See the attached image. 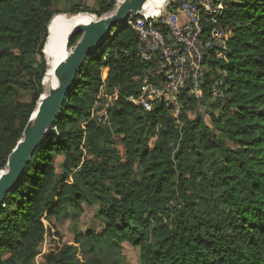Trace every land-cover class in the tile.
<instances>
[{
	"label": "trees",
	"instance_id": "obj_1",
	"mask_svg": "<svg viewBox=\"0 0 264 264\" xmlns=\"http://www.w3.org/2000/svg\"><path fill=\"white\" fill-rule=\"evenodd\" d=\"M58 1L0 0V172L44 93L43 50ZM69 1L73 14L114 9ZM226 4L218 23L231 30L227 60L214 61L199 100H212L221 81L212 127L186 114L198 103L188 93L181 126L164 103L147 111L128 100L149 65L126 24L87 56L60 118L0 206V264H123L104 258L100 242L139 247L140 264H264V0ZM81 35H70L68 47ZM101 88L118 93L107 125L91 118ZM83 203L97 206L106 225L76 238L81 255L57 223Z\"/></svg>",
	"mask_w": 264,
	"mask_h": 264
},
{
	"label": "built area",
	"instance_id": "obj_2",
	"mask_svg": "<svg viewBox=\"0 0 264 264\" xmlns=\"http://www.w3.org/2000/svg\"><path fill=\"white\" fill-rule=\"evenodd\" d=\"M227 1L168 0L156 15L142 12L129 17L125 24L137 34L140 57L149 68L140 93L128 100L147 111L161 103L178 108L184 93L201 100L214 61L227 60L231 30L218 23ZM220 85L221 81L213 84L212 96L220 93ZM117 96L116 92L113 99ZM103 107L107 121V108Z\"/></svg>",
	"mask_w": 264,
	"mask_h": 264
},
{
	"label": "water",
	"instance_id": "obj_3",
	"mask_svg": "<svg viewBox=\"0 0 264 264\" xmlns=\"http://www.w3.org/2000/svg\"><path fill=\"white\" fill-rule=\"evenodd\" d=\"M147 1L122 0L108 15L98 19L92 14L95 17L92 22L82 28L74 29L69 34L68 40L73 33H82L75 46L69 49L67 57L58 64L55 70L58 85L50 89L48 93L42 94L24 129L23 137L8 157L6 169L0 172V206L4 204L7 195L21 180L44 137L60 118L69 90L76 83L87 56L101 46L114 27L125 24L130 16L142 13ZM49 37L50 30L47 42Z\"/></svg>",
	"mask_w": 264,
	"mask_h": 264
},
{
	"label": "rangeland",
	"instance_id": "obj_4",
	"mask_svg": "<svg viewBox=\"0 0 264 264\" xmlns=\"http://www.w3.org/2000/svg\"><path fill=\"white\" fill-rule=\"evenodd\" d=\"M77 1V0H76ZM83 1V0H82ZM101 0H89L88 5L91 9H98L101 7L100 5ZM105 3H113L114 9L122 2V0H102ZM86 4V3H85ZM163 9L166 8L168 4V0L162 1ZM87 5V4H86ZM56 8L60 11L59 13L66 14L68 16L75 15L70 12L71 3L69 0H59L56 4ZM58 13V14H59ZM79 13H88L95 15L98 19L101 16H98L96 13L90 12H79ZM110 13V12H109ZM78 14V13H76ZM108 15L104 14V16ZM69 48V47H68ZM70 49V48H69ZM46 57V56H45ZM47 61V58H46ZM48 68L49 64L47 62ZM47 68V69H48ZM106 70L104 69V76L106 75ZM46 76V75H45ZM45 79V78H44ZM44 93H47L48 88L44 84ZM43 93V94H44ZM220 94V93H219ZM219 94L217 96H219ZM19 99L21 101H29L31 100V91L27 89H18ZM114 94H108L104 88H101L100 93L98 94L95 103L91 110V118L95 120L98 124L107 125L108 120L104 121V107L107 109L111 107L114 103L113 99ZM216 96V97H217ZM214 96L211 97L212 100L206 99L204 103H196L195 107L189 108L186 110V114L189 116L190 119H194L196 117H201L203 121L209 125H212V115L218 116V111L210 107L211 101L215 100ZM183 99L178 108L171 109V114L176 120V123L181 126L183 123L182 119L180 118L182 111L184 110L183 106ZM231 145L233 143H230ZM122 148L121 146H119ZM63 160L62 156L56 157V164L57 167L60 166ZM60 168L58 167V170ZM106 225V219L101 217L98 213L97 206H90L85 203L81 204V207L74 208L69 206L63 213L59 215V223L57 226L60 232V238L63 242L68 244H75L79 247V252L81 255L83 254L82 245L76 242V238L80 235L83 238L86 234L91 231L93 233L101 232ZM94 243L93 241L90 242ZM86 245H88L86 243ZM97 248L100 250L101 255L109 261H121L123 264H140L139 257H140V249L139 247L134 246L129 242H124L121 244V247L113 246L110 242H100L96 243Z\"/></svg>",
	"mask_w": 264,
	"mask_h": 264
},
{
	"label": "bare ground",
	"instance_id": "obj_5",
	"mask_svg": "<svg viewBox=\"0 0 264 264\" xmlns=\"http://www.w3.org/2000/svg\"><path fill=\"white\" fill-rule=\"evenodd\" d=\"M163 0H148L144 6L143 13L156 15L163 8ZM166 1V0H164ZM94 16L88 13H78L72 16L66 14L54 15L50 23V37L45 46L44 53L49 64V69L46 73L44 84L50 89L58 85V79L55 70L58 64L64 60L68 53V36L76 28H82L94 20Z\"/></svg>",
	"mask_w": 264,
	"mask_h": 264
},
{
	"label": "crops",
	"instance_id": "obj_6",
	"mask_svg": "<svg viewBox=\"0 0 264 264\" xmlns=\"http://www.w3.org/2000/svg\"><path fill=\"white\" fill-rule=\"evenodd\" d=\"M84 3L88 5L89 0H83ZM89 6V5H88Z\"/></svg>",
	"mask_w": 264,
	"mask_h": 264
}]
</instances>
